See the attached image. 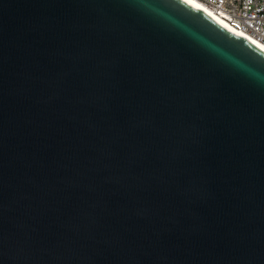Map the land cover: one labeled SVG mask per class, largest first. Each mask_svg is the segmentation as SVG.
Instances as JSON below:
<instances>
[{"label":"water","instance_id":"95a60500","mask_svg":"<svg viewBox=\"0 0 264 264\" xmlns=\"http://www.w3.org/2000/svg\"><path fill=\"white\" fill-rule=\"evenodd\" d=\"M0 264H264V51L185 0H0Z\"/></svg>","mask_w":264,"mask_h":264},{"label":"built area","instance_id":"2783aa9c","mask_svg":"<svg viewBox=\"0 0 264 264\" xmlns=\"http://www.w3.org/2000/svg\"><path fill=\"white\" fill-rule=\"evenodd\" d=\"M238 31L264 44V0H198ZM224 16V17H223Z\"/></svg>","mask_w":264,"mask_h":264},{"label":"bare ground","instance_id":"6f19581e","mask_svg":"<svg viewBox=\"0 0 264 264\" xmlns=\"http://www.w3.org/2000/svg\"><path fill=\"white\" fill-rule=\"evenodd\" d=\"M187 3H189L190 5L194 6L195 8L201 10L202 12H204L205 14H207L208 16H210L211 18H213L214 20H216L217 22H219L220 24H222L223 26H225L226 28H228L229 30H231L232 32L238 34L239 36H241L242 38L248 40L249 42H251L253 45H255L256 47L260 48L261 50L264 51V44H262L261 42H259L257 39L253 38L252 36H250L249 34H246L244 32L238 31L235 28H233L231 25H229L221 16H219L218 14H216L213 10H211L209 7H207L206 5L202 4L201 2H199L198 0H185ZM224 17V16H223Z\"/></svg>","mask_w":264,"mask_h":264}]
</instances>
